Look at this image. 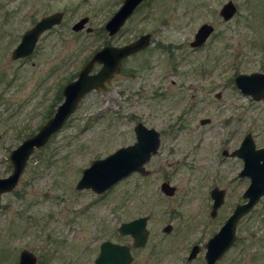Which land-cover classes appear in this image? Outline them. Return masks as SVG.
Returning <instances> with one entry per match:
<instances>
[{"label": "rangeland", "instance_id": "1", "mask_svg": "<svg viewBox=\"0 0 264 264\" xmlns=\"http://www.w3.org/2000/svg\"><path fill=\"white\" fill-rule=\"evenodd\" d=\"M226 1L144 0L109 35L105 22L121 0H0V176L12 169L10 149L53 113L62 85L96 49L151 33L150 43L114 73L111 88L86 93L32 151L15 187L2 193L0 264H17L23 247L35 252L37 264H94L106 238L129 244L132 264H205L204 242L245 200L249 182L238 175L241 157L221 150L233 149L247 131L264 144V102L234 84L239 72L264 70V0H233L236 12L225 20L219 10ZM58 9L61 24L28 56L11 58L23 31ZM81 16H88L85 25L72 29ZM202 22L214 30L192 45ZM202 117L210 120L200 123ZM137 120L162 132L157 153L145 162L150 173L133 171L102 193L76 188L93 158L135 140ZM164 179L176 186L173 195L162 192ZM214 184L226 194L212 217ZM144 214L149 237L134 247L117 226ZM167 222L172 229L164 232ZM194 242L201 248L188 260ZM234 262L264 264V195L238 220L236 240L216 264Z\"/></svg>", "mask_w": 264, "mask_h": 264}, {"label": "water", "instance_id": "2", "mask_svg": "<svg viewBox=\"0 0 264 264\" xmlns=\"http://www.w3.org/2000/svg\"><path fill=\"white\" fill-rule=\"evenodd\" d=\"M142 1L144 0H121L120 5L105 22L108 34L111 35L120 29ZM236 9L235 2L227 0L222 4L219 12L227 20L235 14ZM63 14V10H57L38 18L33 25L24 30L18 43L11 49V58L16 59L30 54L35 47L39 33L59 23ZM87 20L88 16H81L72 24V29H81ZM213 30L214 26L211 23L202 22L195 31L191 44L195 46L202 44ZM150 38L151 33L147 31L123 44H104L91 54L74 78L64 83L61 89L62 98L53 113L34 133L24 137L20 143L10 149L8 158L12 169L6 175L0 176V207L2 193L12 190L18 183L32 151L36 147L43 146L51 135L66 122L86 93L93 89L111 88V78L121 69L122 60L132 52L146 47L150 43ZM96 63H99L98 68L92 70ZM234 84L243 93L253 98H260L264 96V70L239 72L234 76ZM209 120V117L200 118L201 123ZM133 130L135 132L133 142L121 145L104 156L95 157L83 167L75 184L76 188H91L95 192L102 193L133 171L142 174L149 172L145 162L158 151L161 142L160 130L154 126H148L142 120L136 121ZM231 154L242 158L243 166L240 174L248 175L250 181L242 194L245 200L235 204L219 228L207 239L204 250L205 264H216V261L230 248L236 240L238 220L251 211L264 193V145L256 146L251 133L246 132L239 145L231 150ZM160 188L165 194L172 195L176 186L168 180H163ZM224 195V189L217 187L212 189L214 198L212 215L223 203ZM147 218V215H139L123 220L117 226V230L121 234H130L133 237L134 247L143 246L149 235ZM170 225V223L167 224L164 229L169 230ZM198 248V244H193L188 258L194 256ZM132 260L133 254L129 244L106 238L99 244V252L94 258V264H132ZM17 264H37L35 252L26 247L21 248ZM233 264L240 263L234 262Z\"/></svg>", "mask_w": 264, "mask_h": 264}, {"label": "flooded vegetation", "instance_id": "3", "mask_svg": "<svg viewBox=\"0 0 264 264\" xmlns=\"http://www.w3.org/2000/svg\"><path fill=\"white\" fill-rule=\"evenodd\" d=\"M58 10H60V9H58ZM134 10H135V9H134ZM54 11H57V10H54ZM54 11H53V12H54ZM133 12H134V11H133ZM49 13H51V12H49ZM49 13H46V14H49ZM63 13H64V12H63ZM46 14H43V15H46ZM43 15H41V16H43ZM41 16H40V17H41ZM40 17H39V18H40ZM63 17H64V14H63ZM37 19H38V18H37ZM37 19L32 23V25L37 21ZM62 21H63V18H62V20H61L59 23H55V24H53L51 27H49V28H47V29L41 31V32L39 33V35H38L37 40H36L35 47H36V45L38 44V42L41 40V37H42L45 33H48V32H50L51 30H53L56 26H59V25L61 24ZM26 29H27V28H26ZM118 30H119V29H118ZM118 30H117V31H118ZM117 31H116V32H117ZM23 32H24V31H23ZM116 32H115V33H116ZM143 33H144V32H143ZM113 34H114V33H113ZM21 35H22V34H21ZM109 35H110V34H109ZM111 35H112V34H111ZM139 35H140V34H139ZM20 37H21V36H20ZM137 37H138V36H137ZM137 37H136V38H137ZM136 38H133V39H131V40H134V39H136ZM206 39H207V38H206ZM206 39H205V40H206ZM19 40H20V39H19ZM131 40H129V41H131ZM129 41H127V42H129ZM17 43H18V42H17ZM17 43H16V44H17ZM125 43H126V42H125ZM203 43H204V42H203ZM16 44H15V45H16ZM15 45H14V46H15ZM35 47H34V49H35ZM34 49H33V50H34ZM142 49H143V48H142ZM140 50H141V49H140ZM140 50L134 51V52H132L131 54H129L128 56L134 55L135 53H137V52L140 51ZM28 55H29V54H28ZM28 55H26V56H28ZM26 56L18 57V58H24V57H26ZM128 56H126V57L122 60V63H123V61H124ZM97 64H98V66H99V63H97ZM121 68H122V66H121ZM260 71H263V70H260ZM76 75H77V74H76ZM76 75H75V76H76ZM75 76H74V77H75ZM67 81H68V80H67ZM65 83H66V82H65ZM63 85H64V84H63ZM63 85H62V86H63ZM61 89H62V87H61ZM61 94H62V92H61ZM215 95H216V96H219V94H215ZM252 98H253V97H252ZM253 99L258 100V101L260 100V101H263V102H264V96H262V97H260V98H253ZM263 104H264V103H263ZM199 121H200V120H199ZM200 123H201V122H200ZM247 132H250V131H247ZM160 133H162V132L160 131ZM250 133H251V132H250ZM245 134H246V132H245ZM245 134H244V135H245ZM244 135H243V136H244ZM251 135H252V133H251ZM243 136H242V138H243ZM242 138H241V140H242ZM252 138H253V140H254V136H253V135H252ZM241 140H240V142H241ZM240 142H239V143H240ZM254 142H255V140H254ZM255 144H256V143H255ZM238 145H239V144H238ZM238 145H237V146H238ZM263 145H264V144H257L256 146H263ZM235 147H236V146H235ZM235 147H234V148H235ZM158 149H159V148H158ZM231 150H232V149H231ZM231 150H228L227 148H223L221 151H222V153L225 154V155H228V154H229V155H232V154H231ZM241 159H242V158H241ZM242 166H243V160H242ZM242 166H241V168L238 170V175H239V176H248V175H241V174H240V171H241V169H242ZM147 169H148V168H147ZM148 170H149V169H148ZM149 171H150V170H149ZM148 173H150V172H147L146 174H148ZM248 177H249V176H248ZM164 180H168V179H164ZM162 181H163V180H162ZM168 181H169V180H168ZM249 181H250V177H249ZM169 182H170V181H169ZM160 183H161V182H160ZM248 184H249V182H248ZM159 186H160V185H159ZM214 187H217V188H219V189H224V194H226V188L223 187V186H219L218 184H214V185L209 189V194H210V197H211V200H212L211 203H210L209 215L212 216V217H214V216L217 214L218 208L220 207V206L217 207V209H216V213H215L214 215L211 214L212 204H213V202H214V198H213V196H212V189H213ZM246 187H247V186H246ZM246 187H245V188H246ZM175 191H176V188H175ZM243 191H244V190H243ZM162 192H163V191H162ZM242 194H243V192H242ZM172 195H173V194H172ZM262 195H264V193H263ZM262 195H261V196H262ZM261 196H260V197H261ZM224 199H225V195H224ZM258 200H259V199H258ZM223 202H224V201H223ZM241 202H242V201H241ZM237 203H238V202H237ZM235 204H236V203H235ZM255 204H256V203H255ZM255 204H254V205H255ZM221 205H222V204H221ZM234 206H235V205H234ZM253 207H254V206H253ZM252 209H253V208H252ZM252 209H251V210H252ZM144 215H147V216H148V218H147V223H148L149 214H144ZM167 224H169V222H167L166 224H164V225L162 226V230H163L164 232H168V231H170V230L172 229V223H170V224H171V225H170V229H169V230H165V229H164V226H166ZM148 229H149V228H148ZM149 231H150V230H149ZM214 232H215V231H214ZM214 232H213V233H214ZM213 233H212V234H213ZM212 234H211V235H212ZM129 235H130V234H129ZM211 235H209L208 238H209ZM131 237H132V236H131ZM148 237H149V235H148ZM208 238H207V239H208ZM207 239H206V241H207ZM147 240H148V239H147ZM132 241H133V237H132ZM206 241L204 242V246H205ZM146 242H147V241H146ZM193 244H198V245H199L198 251L194 254V256H192L191 258H188L189 254H190L191 247H192ZM132 246H133V245H132ZM200 246H201V245H200L198 242H194V243H192L191 246H190V249H189V251H188V254H187L186 258H187L188 260H191L192 258L196 257V255H197L198 252L200 251V248H201ZM205 249H206V246H205ZM205 249H204V250H205ZM203 256H204V253H203Z\"/></svg>", "mask_w": 264, "mask_h": 264}]
</instances>
